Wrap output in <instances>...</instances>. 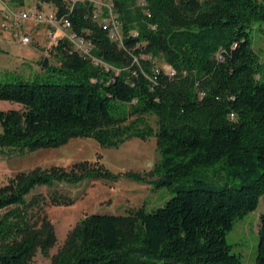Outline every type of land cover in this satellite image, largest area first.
Here are the masks:
<instances>
[{"label": "trees", "instance_id": "1", "mask_svg": "<svg viewBox=\"0 0 264 264\" xmlns=\"http://www.w3.org/2000/svg\"><path fill=\"white\" fill-rule=\"evenodd\" d=\"M36 1L64 12L63 0ZM113 1L122 43L91 19L89 3L70 15L109 69L62 40L46 48L58 64L42 62L52 79L0 82V101L21 106L0 110V150L33 153L83 138L118 148L155 137L159 161L125 176L154 179L174 196L152 210L87 215L51 257L55 225L38 187L120 175L88 161L19 172L0 187V264H32L38 253L51 264H243L227 235L264 196V64L254 47L264 0ZM214 167L221 180L209 181ZM53 190L50 204L75 201ZM260 220L255 264H264Z\"/></svg>", "mask_w": 264, "mask_h": 264}, {"label": "rangeland", "instance_id": "2", "mask_svg": "<svg viewBox=\"0 0 264 264\" xmlns=\"http://www.w3.org/2000/svg\"><path fill=\"white\" fill-rule=\"evenodd\" d=\"M17 10L37 4L36 0H26L25 6H19L12 0H0ZM144 4V3H143ZM45 11L50 7L43 4ZM148 13V12H147ZM7 18L0 13V82L7 81H48L50 73L43 68L42 62L48 59L52 64L58 61L49 56L46 48L51 44L46 24L23 22L19 26L7 28ZM23 32L32 37L30 45H21L16 33ZM255 51L264 64V33L255 35ZM156 67L167 71L169 66L162 60H155ZM55 78H53V81ZM21 106L8 101H0V110L20 109ZM154 118H151L153 123ZM160 154L155 137L149 139L133 138L118 148H105L92 139H74L59 148L41 149L33 153L20 154L16 151L0 150V187L19 172L30 171L37 167L69 168L73 164L88 161L104 166L113 174H119L116 181L103 178H90L78 185L58 182L52 188L58 194L70 196L75 201L71 204H50V193L54 190L47 186L38 187L37 193L47 198L46 213L55 225L57 244L51 250V257L65 243L68 233L85 216L94 213L123 214L130 209L146 206L147 210L163 206L174 193L166 188L158 189L149 177L146 181H137L125 176L128 172L145 173L159 161ZM217 167L208 171L207 180H221L216 175ZM152 180V181H150ZM42 202V201H41ZM264 214V196L256 211L235 222L233 230L227 235L232 252L237 254L243 264H255L261 216ZM51 257L38 253L32 264H51Z\"/></svg>", "mask_w": 264, "mask_h": 264}, {"label": "built area", "instance_id": "3", "mask_svg": "<svg viewBox=\"0 0 264 264\" xmlns=\"http://www.w3.org/2000/svg\"><path fill=\"white\" fill-rule=\"evenodd\" d=\"M63 2L64 12L62 13H60L57 8H50L49 11H45L46 9L44 6L41 8L36 4L13 10L4 3H2V7H0V13H3L9 22L7 28L19 26L21 23L28 21L37 24H46L49 28L48 36L51 39V44H58L62 40H68L73 44L74 50L78 52L80 56L83 58H90L96 64L105 65L92 55V42L83 34L73 29V22L70 15L75 12L79 3H89L92 7L90 14L91 19L97 21L100 27L108 32L113 40L122 43V26L115 2L113 0H63ZM15 36L19 38V43L21 45H30L32 43V37L29 34L17 32ZM107 68L109 69V66H107ZM166 72L170 76L176 74V71L170 66ZM156 73L159 74L160 70H156Z\"/></svg>", "mask_w": 264, "mask_h": 264}, {"label": "water", "instance_id": "4", "mask_svg": "<svg viewBox=\"0 0 264 264\" xmlns=\"http://www.w3.org/2000/svg\"><path fill=\"white\" fill-rule=\"evenodd\" d=\"M49 64L48 59L45 60V65L47 66Z\"/></svg>", "mask_w": 264, "mask_h": 264}]
</instances>
